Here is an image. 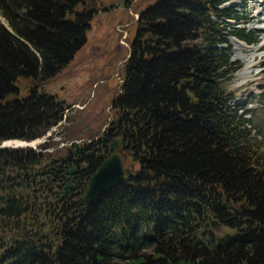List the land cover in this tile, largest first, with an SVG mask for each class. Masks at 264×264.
Wrapping results in <instances>:
<instances>
[{
    "label": "trees",
    "instance_id": "16d2710c",
    "mask_svg": "<svg viewBox=\"0 0 264 264\" xmlns=\"http://www.w3.org/2000/svg\"><path fill=\"white\" fill-rule=\"evenodd\" d=\"M233 1L159 0L139 13L115 118L98 139L50 155L55 131L37 148L0 150V264H264L254 102L236 105L225 88L240 70L233 39L259 42ZM92 2L0 0V144L63 122L71 107L40 89L86 45ZM20 80L30 82L22 99ZM117 139L125 180L84 202Z\"/></svg>",
    "mask_w": 264,
    "mask_h": 264
},
{
    "label": "rangeland",
    "instance_id": "374dc122",
    "mask_svg": "<svg viewBox=\"0 0 264 264\" xmlns=\"http://www.w3.org/2000/svg\"><path fill=\"white\" fill-rule=\"evenodd\" d=\"M159 0H93L91 6L98 13L91 23V28L86 34L87 43L77 53L70 65L55 78L43 84L40 89L56 97L57 101L65 107H71L57 129H53L45 138L38 141L34 147L48 142L46 138L53 135V147L47 150L52 152L71 146L73 143L88 142L98 139L115 118L113 103L121 91L125 79L124 65L130 53V45L136 34V21L139 13L153 6ZM238 6L245 12V18L250 21L249 31L257 33V45L248 46L245 43L233 40V57L240 70L235 73L232 80L225 84L234 103L244 106L249 100L254 115L250 118L256 133L248 136L247 141L253 144L255 150L264 152V77L258 73L264 71V64L254 68L252 74L241 75L252 64L253 58L260 62L264 59V48H257L264 42V32L257 28L264 26L255 18L264 5L256 0H234L228 5ZM257 30V31H256ZM239 42L249 49L242 51L236 47ZM248 83V84H246ZM30 82L20 80L19 98L27 96ZM120 147V146H119ZM60 154H63L60 151ZM120 154V152H118ZM57 154V152H56ZM121 155V154H120ZM122 157V156H121ZM264 158V154H263ZM124 162V167L129 162ZM223 231L222 228L219 230Z\"/></svg>",
    "mask_w": 264,
    "mask_h": 264
},
{
    "label": "water",
    "instance_id": "95a60500",
    "mask_svg": "<svg viewBox=\"0 0 264 264\" xmlns=\"http://www.w3.org/2000/svg\"><path fill=\"white\" fill-rule=\"evenodd\" d=\"M36 143L37 141H34L32 143H27L21 140H9L0 144V150L10 147L12 148L32 147L35 146ZM120 144H121L120 140L118 139L115 140V142L111 146V149L114 150V152L103 162L99 170L91 177L88 186L86 188L85 195L83 197L84 202L86 203L93 202L97 197L106 193L110 189L116 187L118 184H120L122 181L125 180L126 170L124 167L123 158L116 151L119 149ZM75 172H76V168L73 167L68 171H66V173L63 174V176H66L67 174L71 176ZM73 185H74L73 181H70L64 187L63 197H65L70 192V189L73 187ZM211 226L214 230L221 229V227L216 221H211Z\"/></svg>",
    "mask_w": 264,
    "mask_h": 264
},
{
    "label": "bare ground",
    "instance_id": "6f19581e",
    "mask_svg": "<svg viewBox=\"0 0 264 264\" xmlns=\"http://www.w3.org/2000/svg\"><path fill=\"white\" fill-rule=\"evenodd\" d=\"M256 1L258 3H261V5H264V0H256ZM255 18L258 19L259 21H261V20L264 21V9L263 10H259L257 12V14L255 15ZM262 21H261V23H263ZM262 28L264 29V26ZM236 47L240 51H242L244 49H249L247 46H245V45H243V44H241L239 42H236ZM263 48H264V42L257 49L258 50H262ZM257 61H258V59L254 57L251 63L252 64H257V65H254V66L248 68L247 71L242 73L241 75L246 76L248 74H252L254 72V68H259L260 64H264V59L261 60L260 62H257ZM258 75H263L262 77H264V71L258 73ZM246 84H248V83H246Z\"/></svg>",
    "mask_w": 264,
    "mask_h": 264
},
{
    "label": "flooded vegetation",
    "instance_id": "af4514ba",
    "mask_svg": "<svg viewBox=\"0 0 264 264\" xmlns=\"http://www.w3.org/2000/svg\"><path fill=\"white\" fill-rule=\"evenodd\" d=\"M64 177L67 178L68 183H69L70 181H73L74 186H75L76 183L78 182V180L76 179V172H75L73 175H71V176H69V175L67 174V175L64 176Z\"/></svg>",
    "mask_w": 264,
    "mask_h": 264
}]
</instances>
